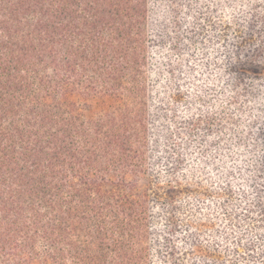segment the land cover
<instances>
[{"label": "trees", "instance_id": "obj_1", "mask_svg": "<svg viewBox=\"0 0 264 264\" xmlns=\"http://www.w3.org/2000/svg\"><path fill=\"white\" fill-rule=\"evenodd\" d=\"M0 264H264V0H0Z\"/></svg>", "mask_w": 264, "mask_h": 264}]
</instances>
